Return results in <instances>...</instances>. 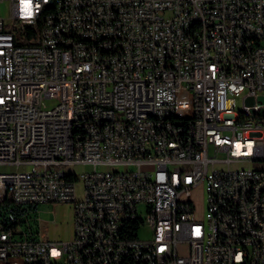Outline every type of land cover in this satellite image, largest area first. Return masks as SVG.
<instances>
[{
  "label": "built area",
  "instance_id": "1",
  "mask_svg": "<svg viewBox=\"0 0 264 264\" xmlns=\"http://www.w3.org/2000/svg\"><path fill=\"white\" fill-rule=\"evenodd\" d=\"M241 105L264 109V0H0V264H264V118ZM59 201L69 240L35 214Z\"/></svg>",
  "mask_w": 264,
  "mask_h": 264
},
{
  "label": "rangeland",
  "instance_id": "2",
  "mask_svg": "<svg viewBox=\"0 0 264 264\" xmlns=\"http://www.w3.org/2000/svg\"><path fill=\"white\" fill-rule=\"evenodd\" d=\"M4 12V9H2ZM45 103L48 106H52L56 103L54 98H45ZM237 103H241V98L237 99ZM241 108H247L248 111L254 110L251 105H241ZM258 113H263L264 109H256ZM23 160H28L27 155L20 156ZM262 164H257V166ZM264 165V164H263ZM25 165H20L18 168H25ZM100 167V166H99ZM17 167L14 164L0 165V171L14 170ZM64 168L68 172H73L78 176L76 180L77 185V197L82 195L83 179L81 174L86 171H90L94 168L93 164H71L69 166L64 165ZM147 169H152V165H147ZM80 176V177H79ZM80 178V179H79ZM143 207V206H142ZM144 211V208H143ZM35 214L42 221L43 234L46 239L60 241L69 240L72 237L74 230V214H73V204L72 202L59 201V202H42L37 206ZM139 236L141 238L147 239L152 236V230L148 226H143L139 230Z\"/></svg>",
  "mask_w": 264,
  "mask_h": 264
},
{
  "label": "bare ground",
  "instance_id": "3",
  "mask_svg": "<svg viewBox=\"0 0 264 264\" xmlns=\"http://www.w3.org/2000/svg\"><path fill=\"white\" fill-rule=\"evenodd\" d=\"M206 109H215V102H206ZM241 113L252 114V117L254 118H264V110L261 114L258 113L256 109L248 111L247 108H241ZM167 118H174L175 125L186 124V117H183V115H181L180 110L167 111ZM156 125H165V118L156 117ZM27 159L28 160H23L20 156H18V163L28 164L31 163V161H38V154H28ZM64 175H67L70 179H78V176L75 173L68 172L65 168ZM260 214H264V206H260ZM161 261H167L170 264H177V255L172 251L161 252Z\"/></svg>",
  "mask_w": 264,
  "mask_h": 264
}]
</instances>
